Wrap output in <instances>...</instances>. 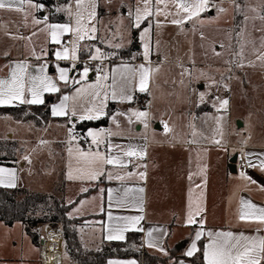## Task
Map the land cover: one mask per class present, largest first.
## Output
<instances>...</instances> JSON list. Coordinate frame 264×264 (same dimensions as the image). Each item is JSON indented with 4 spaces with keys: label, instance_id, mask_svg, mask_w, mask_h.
Masks as SVG:
<instances>
[{
    "label": "crops",
    "instance_id": "0c3cea01",
    "mask_svg": "<svg viewBox=\"0 0 264 264\" xmlns=\"http://www.w3.org/2000/svg\"><path fill=\"white\" fill-rule=\"evenodd\" d=\"M44 5L43 10L39 11L40 19L47 17L49 23L68 22L66 16H64L65 21H52V15L57 13L54 9L55 3L47 5V7L46 4ZM100 14L102 25H107L109 20H106V18L109 13L100 10ZM112 14L115 15V13ZM61 17V15L57 16V19ZM127 24L129 26V22ZM145 26L142 25L141 29L130 27L133 34L134 32L138 34V45L135 46V50H143L140 33ZM34 27H39L38 29H40L43 25H34ZM109 31L111 33H108L107 30L103 34L98 33L100 42L94 46L100 47L103 52L128 49L132 46L121 44L122 47L120 48L113 47L115 44H120V40L115 36L112 25H110ZM43 34L45 35V33ZM45 40L44 44L47 51L52 50L51 57L48 54L44 59L37 61L33 57H26L25 55H18L17 57H11L10 55L3 57L2 55L0 56V74L3 72L1 71L3 67L4 73L2 76L0 75V78L7 77L5 76L9 72L7 65L10 62L21 61L26 58L32 65L47 61L49 64V75L52 76L57 74L56 63H59L61 67H70V63L67 61L57 62L55 60L54 51L58 46L49 43L46 35ZM87 43L89 44L90 42H82V44ZM89 55L87 51H81L80 59L86 58L85 60H89ZM156 56L158 62H160L162 60L161 56L159 54ZM151 60L156 67L154 51L152 52ZM142 63H144V60ZM121 64L138 66L141 63L133 64L130 61H117L106 63L103 66L110 70ZM80 72L81 67L70 72V76L78 79ZM95 78L96 74L90 72L89 81H95ZM61 88L64 94L73 93L71 85L64 87L61 84ZM150 89V93L137 91L131 103L119 104L110 101L108 105L110 115L118 111H127L130 108L144 111L139 104V97L149 94L151 107L148 111L151 113V119L148 129L138 123L129 125L123 117L118 118L120 128L117 129L110 116L108 125L103 127L104 129H111L121 133V135L111 138L114 143L144 148L146 156L143 160H136L134 163L135 165H146V167L130 165L127 169H111L109 166L114 174L125 175L123 181L108 180L106 177H102L96 182L69 179L70 185L66 187L63 193L64 202L71 206L68 216L72 219L91 221V225L85 226L80 233L82 247L90 251H99L102 246L104 248L112 242H126L131 233H140L142 237L137 247L143 253L164 259V264H191L188 259L197 255L199 251L192 256H187L186 252L195 241L197 231L203 232L200 240L195 241L198 249H200L201 243L204 244L203 252L213 238L208 236L209 232L213 234L217 232H232L235 236L243 234L249 237H264V224L242 221L240 219L242 211L241 200L250 201L258 207H264V171L259 167L260 160L264 159V130L260 132H238L239 128H244L246 121L239 118V116H234L231 111L219 109V101L222 100L223 90L214 92L206 98L207 102L200 104L198 94L192 85H188L185 88L183 96L162 100L157 99L158 92L154 98L153 79ZM232 91L233 86L230 85L228 91L225 90L223 92L228 96L229 100L232 98ZM57 95L58 97H56ZM48 96L52 97L50 103L51 119L47 122L35 123V127L43 135L47 130H50V127H53L56 134L59 133L57 137L59 142L56 143L60 144L59 147L66 165L65 168L68 171L67 178L69 172L73 176L79 175L77 169L82 168L84 165L76 148L89 150L94 146L91 145L90 139H88L86 144L74 143V141L69 139V129L73 127V123H75L73 132L76 135L80 133L77 128L82 122L76 118L53 116L52 107L59 103L61 94H45V103ZM198 104L199 106H197ZM21 105L40 106L15 102L12 105L0 107ZM229 107L231 110V104H229ZM217 118H220L219 124L217 123ZM238 119L242 122L239 128L236 126ZM165 123H167L171 131L165 132ZM193 132L196 135H193ZM83 134L86 136L87 130ZM11 140L12 138L7 139L5 137L0 139V143L6 145L8 143H16ZM214 140H220L221 143L216 144ZM38 144H45L44 136ZM70 147L73 149L71 155L68 151ZM7 148L9 147L6 146L5 151H7ZM32 149L33 147H30L28 150L31 151ZM28 150L25 154V150L22 149L19 156L15 157L16 160L11 161V165L0 163V168L13 169L16 175L15 187H6L4 185H0V187L25 189L30 193H39L28 189L35 170L33 167L35 159H38V157L32 156L35 149H33L32 153ZM235 155H238V159L243 160L248 165L250 160L257 166H249V169H244L236 165V172H232L230 170L231 159ZM202 169L203 171H201ZM129 171L136 173V175L128 177L126 173ZM139 172H145L146 178L141 179L138 175ZM241 173L251 177L256 183L253 184L242 178ZM190 174H192L191 180H189ZM197 185H200V187H197ZM84 188H87L88 191L84 192ZM138 188H143L144 191H135ZM101 189L104 191L101 192ZM109 189L116 190L113 193L111 207L109 206ZM125 189H132L133 191L129 192L127 197H125ZM190 189L193 210L197 206L203 208V212L194 217L197 222L192 224L187 223ZM201 193H203L202 197ZM116 198L125 200L123 207L116 206ZM109 211L113 217L142 216L143 219L134 228L124 233L123 240H109L107 239L108 229L117 222L109 220ZM40 231L41 227H36L34 232L38 236L33 238L27 233L26 227L22 223L8 226L0 221V264H46L44 250L39 240ZM149 232H152L151 237L148 235ZM150 242L154 246L150 247ZM114 261L119 262V264H128L130 261H134L135 264H143L134 257L116 256H110L106 264ZM204 262L206 263L205 260ZM60 264H63L62 258Z\"/></svg>",
    "mask_w": 264,
    "mask_h": 264
},
{
    "label": "snow or ice",
    "instance_id": "6c2138e0",
    "mask_svg": "<svg viewBox=\"0 0 264 264\" xmlns=\"http://www.w3.org/2000/svg\"><path fill=\"white\" fill-rule=\"evenodd\" d=\"M232 2L237 11H239L241 5L238 3V0H232ZM107 3L111 5V0H107ZM25 4L29 10L25 13V19L31 14L32 9L40 11L44 8L43 4L34 3L33 0H0V10L25 12ZM99 8L100 0H65L64 5L57 7L55 11L65 13L68 17V22L49 23L47 17L43 19L33 18L32 23L34 25H43L39 31L45 33L48 42L58 46L54 51L55 60L57 62L67 61L70 63V67H61L59 63H56L55 69L57 74L56 76H52L49 75V64L47 61L37 65H32L27 58L21 61L10 62L7 65L9 68L7 77L0 78V106L12 105L15 102L19 104L42 105L45 104V94L60 93L61 99L59 103L52 107L53 116H63L70 119L76 118L80 122L101 120L104 117L110 116L117 129L120 128L118 118L123 117L129 125L138 123L142 124L145 129H148L151 119L150 111L130 108L127 111H118L110 115L108 105L110 101L119 104L131 103L137 91L140 93H150V84L154 73L159 71V68L155 67L151 60L152 46L150 33L153 26L152 18H157L155 23L157 27H160L161 22L158 19L160 16H164L165 19L168 16H172L173 18L170 20V23L180 26L186 22L199 19L203 13L208 11L215 10L219 13L227 11L223 7H218L215 0H135L134 7L124 8V14L127 15L131 28L141 29L142 25H146L142 28L140 34V39L143 42L142 56L144 63L138 66L121 64L109 70L103 66V61L109 59L110 54H106L100 47L93 44H82V42L100 40L98 35L100 29L98 26L102 21L99 17ZM261 18L264 19V17ZM244 19L246 20L247 17H244ZM36 34V32L32 33L33 36ZM19 38L31 40V37ZM113 47L120 48L122 45L118 43ZM31 51L32 56L37 61L42 60L43 56L47 55L44 49H41V55H36L35 48ZM81 51H87L90 54L89 60L98 61L99 63L95 67L84 66L79 78L76 79L70 76V72L77 69L78 63H83L80 59ZM261 59H264V56ZM90 71L96 73L95 81H89ZM181 75H184V73ZM188 75L190 76L191 73H188ZM181 83H183V80ZM61 84L64 87L71 85L73 93L64 94ZM198 100L200 104L207 102L205 93H199ZM228 103V100L219 101V109H226ZM217 123H220V118H217ZM74 128L75 123L69 129L72 141L77 140V136L73 132ZM164 130L165 132L171 131L167 123L164 124ZM119 135H121L120 132L112 131L111 129H88L86 136L81 137V139H90V143L94 147L89 150L76 148L84 166L77 169L79 175L73 176L69 172L68 178L85 182H96L102 177H106L108 180L116 179L123 181L125 175L114 174L109 166L111 169H127L130 165L146 167V165H135L134 163L136 160L144 159L146 150L138 148L135 145L124 146L114 143L111 138ZM193 135H196V133L193 132ZM214 143L220 144L221 141L214 140ZM68 151L71 155L73 149L70 147ZM248 163L250 167L257 166L250 160ZM259 167L264 171V159L260 160ZM126 175L132 177L136 173L129 171ZM138 175L141 179L146 178L145 172H139ZM241 177L253 184L256 183L255 180L244 173H241ZM191 179L192 174L189 175V180ZM15 180V170L0 168V185L15 187ZM197 187H200V185H197ZM83 191L87 192L88 189L84 188ZM103 191L101 189V192ZM114 191L116 190H108L110 207ZM131 191L133 190L125 189V197ZM135 191L143 192L144 189L138 188ZM202 196L203 193H201ZM124 203V199L116 198L117 207H123ZM241 206L240 219L242 221L264 224V207H258L246 200H241ZM202 212L203 208L200 206H197L193 210L190 189L187 223H196L197 221L194 217L200 215ZM108 218L109 220L117 221L108 229L107 239L109 240H123L124 233L134 228L143 219L142 216L113 217L110 211L108 212ZM148 235L151 237L152 232H149ZM202 235L203 232L197 231L195 241H199ZM208 236L213 238L203 252L206 264H264V237H249L243 234L235 236L232 232H217L215 234L209 232ZM195 241L186 252L187 256H192L195 252L199 251ZM149 246L154 245L150 242ZM110 264H119V262L114 261L110 262ZM128 264H135V262L130 261Z\"/></svg>",
    "mask_w": 264,
    "mask_h": 264
},
{
    "label": "rangeland",
    "instance_id": "374dc122",
    "mask_svg": "<svg viewBox=\"0 0 264 264\" xmlns=\"http://www.w3.org/2000/svg\"><path fill=\"white\" fill-rule=\"evenodd\" d=\"M54 3V9H56L64 5L65 0H55ZM215 3L227 11L219 13L213 10L214 15L208 11L199 19L180 26L170 23L172 16H168L167 19L160 16L158 18L161 22L160 27L156 26L157 18H152L150 42L156 67L159 68L153 76L154 98L157 92L159 100L183 96L188 85L194 87L198 96L201 92L205 93L206 98L218 90H223L221 98L228 100L229 103L226 109L222 110L231 111L234 116H239L246 121L244 128H239L242 123L240 119L236 121L238 132H260L264 130V59H261L264 56V19L261 18L264 17V0H238L241 5L239 11L232 0H215ZM134 4L135 0H111V5L107 3V0H100L99 17L102 20L100 10H104L109 13L106 18L109 22L107 25L101 23L98 26L99 33L103 34L105 30L111 33L109 30L112 25L120 44L133 45L134 35L127 24L129 20L124 14V8L134 7ZM24 7L25 12L0 10V56L25 55L34 58L31 51L33 48L36 55L42 54L41 49L47 52L46 56L52 51L51 49L47 51L44 44L45 35L32 23L33 18L40 19V12L32 9L31 14L25 19V13L29 10L26 4ZM60 15L67 17L61 12H57L55 16ZM244 17L247 19L245 20ZM33 32L37 34L33 36ZM19 37H31V40ZM140 41L143 49V42L141 39ZM99 42L98 40L89 44L98 45ZM128 49L105 51L106 54H110V58L104 61H129L131 56L125 54ZM157 54L162 58L160 62L157 60ZM81 61L83 62L81 63L82 71L84 66H88L87 61L91 60ZM3 69L4 67L1 68L3 71L1 76L4 73ZM182 73L184 75H181ZM188 73L191 75L189 76ZM182 80L183 83H181ZM230 85L233 86V91L232 98L229 100L223 92L228 91ZM229 104H231V110ZM39 113L33 106H27L23 110V114L33 116L34 121L40 115ZM43 136L45 144H38ZM58 136L59 133L56 134L53 127H50V130L43 135L36 129L33 121L18 120L11 115H0V139L12 138L11 141L17 144L16 147H11L8 143L9 148L5 151L8 144L0 143V158L3 155L19 156L22 149L26 154L27 150L33 147L35 151L33 149L28 151L30 153L34 151L32 156L38 159H35L33 166L35 170L28 189L62 200L63 193L70 183L60 144L56 143L59 142ZM76 136L77 140L74 143H87L88 139H81L84 137L81 131ZM69 139L71 140V136ZM67 217L70 221L67 227L63 224H40L38 226L41 227L40 235L47 238L48 227L61 233L64 242L61 253L63 264H83L86 261L101 264L96 254L103 251V246V249L99 251H90L84 249L80 241L81 231L85 226L91 225V221L72 219L68 213ZM66 232L69 233L68 237L65 235ZM52 239L54 242L57 241L55 237ZM135 248L138 250V247H133Z\"/></svg>",
    "mask_w": 264,
    "mask_h": 264
},
{
    "label": "trees",
    "instance_id": "16d2710c",
    "mask_svg": "<svg viewBox=\"0 0 264 264\" xmlns=\"http://www.w3.org/2000/svg\"><path fill=\"white\" fill-rule=\"evenodd\" d=\"M41 2L46 5L54 4L52 0H33ZM62 16V15H61ZM52 21H65V17L62 16L57 19L55 15L51 17ZM134 44L125 52L126 55L131 56L135 51V45L138 44V34L134 32ZM52 56V51L49 53ZM86 58H82L85 60ZM81 67V63L79 64ZM58 97V95L56 96ZM51 96L47 97L45 104L40 106H33L35 110L40 112L36 121L33 116L24 115L23 110L26 105L0 107V115H11L18 120L33 121L35 123L47 122L51 119L50 103ZM110 113V112H109ZM109 116L104 117L101 120L85 121L78 125V130L84 133L90 128H103L108 125ZM11 147H16V143H10ZM9 147V144L7 145ZM15 157H9L3 155L0 158V163L11 165V161H15ZM71 206L67 205L64 200H57L52 196L40 193H30L25 189H6L0 187V221L4 222L8 226H12L15 223H22L26 227L27 233L33 238L38 234L34 232V229L40 224H63L67 227L70 223L67 213ZM66 237L69 233L66 232ZM142 235L140 233H131L128 236L126 242H112L108 246H105L101 253L96 254L101 264H106L107 259L110 256L116 257H134L141 261L143 264H164L165 260L151 256L147 253H143L141 250H137L138 242L141 240ZM64 245V242H63ZM204 244H200V249L197 255L189 258L191 264H206L203 257ZM83 264H94L88 261Z\"/></svg>",
    "mask_w": 264,
    "mask_h": 264
},
{
    "label": "bare ground",
    "instance_id": "6f19581e",
    "mask_svg": "<svg viewBox=\"0 0 264 264\" xmlns=\"http://www.w3.org/2000/svg\"><path fill=\"white\" fill-rule=\"evenodd\" d=\"M47 238L45 240L44 257L46 264H60L61 251L63 249V239L60 232H56L50 227L46 229ZM53 237L57 239L53 241Z\"/></svg>",
    "mask_w": 264,
    "mask_h": 264
},
{
    "label": "built area",
    "instance_id": "2783aa9c",
    "mask_svg": "<svg viewBox=\"0 0 264 264\" xmlns=\"http://www.w3.org/2000/svg\"><path fill=\"white\" fill-rule=\"evenodd\" d=\"M142 53H143V50H140V49L135 50V51L132 53L131 57L129 58V61H130L131 63H133V64H140V63H142V62H143V58H142L143 56H142ZM97 63H99V62H98V61H87V64H88L89 67H95V65H96ZM106 63L108 64V63H110V62H109V61H103V65L106 64ZM90 72L96 74L94 71H90ZM139 104H140V106H141L144 110H149L150 107H151V97H150V95H149V94L141 95V96L139 97ZM236 165H238V166H240V167H242V168H244V169H249V165H248L247 163H245V162H244L243 160H241V159H238V160H237Z\"/></svg>",
    "mask_w": 264,
    "mask_h": 264
},
{
    "label": "water",
    "instance_id": "95a60500",
    "mask_svg": "<svg viewBox=\"0 0 264 264\" xmlns=\"http://www.w3.org/2000/svg\"><path fill=\"white\" fill-rule=\"evenodd\" d=\"M211 14H213L214 12L211 11L210 12ZM80 68V65L77 66V69ZM241 125V124H240ZM237 160H238V155H235L232 159H231V165H230V170L232 172H236V163H237ZM38 239V238H37ZM39 240H40V244L41 246L43 247V250H44V247H45V240H46V237H44L43 235L39 236Z\"/></svg>",
    "mask_w": 264,
    "mask_h": 264
}]
</instances>
